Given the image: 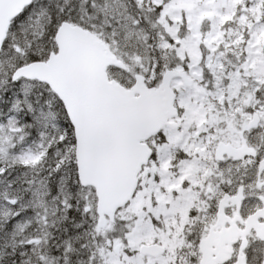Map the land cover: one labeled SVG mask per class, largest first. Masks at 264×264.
<instances>
[{
	"label": "snow or ice",
	"instance_id": "obj_1",
	"mask_svg": "<svg viewBox=\"0 0 264 264\" xmlns=\"http://www.w3.org/2000/svg\"><path fill=\"white\" fill-rule=\"evenodd\" d=\"M0 264H264V0H0Z\"/></svg>",
	"mask_w": 264,
	"mask_h": 264
}]
</instances>
